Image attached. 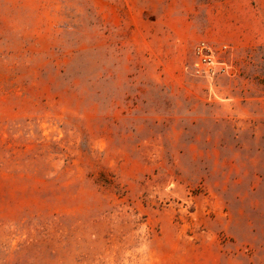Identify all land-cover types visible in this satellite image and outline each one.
Here are the masks:
<instances>
[{"label": "rangeland", "instance_id": "374dc122", "mask_svg": "<svg viewBox=\"0 0 264 264\" xmlns=\"http://www.w3.org/2000/svg\"><path fill=\"white\" fill-rule=\"evenodd\" d=\"M0 264H264V0H0Z\"/></svg>", "mask_w": 264, "mask_h": 264}]
</instances>
